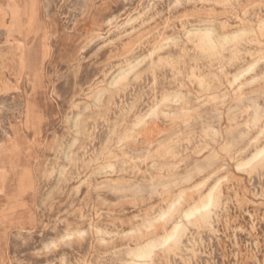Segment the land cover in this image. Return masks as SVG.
Listing matches in <instances>:
<instances>
[{"label":"rangeland","instance_id":"rangeland-1","mask_svg":"<svg viewBox=\"0 0 264 264\" xmlns=\"http://www.w3.org/2000/svg\"><path fill=\"white\" fill-rule=\"evenodd\" d=\"M0 157V264H264V0H0Z\"/></svg>","mask_w":264,"mask_h":264},{"label":"bare ground","instance_id":"bare-ground-1","mask_svg":"<svg viewBox=\"0 0 264 264\" xmlns=\"http://www.w3.org/2000/svg\"><path fill=\"white\" fill-rule=\"evenodd\" d=\"M257 19V18H256ZM204 31V30H203ZM213 32V31H212ZM230 36V35H229ZM232 36V35H231ZM194 66V65H193ZM201 66V65H200ZM147 79V78H146ZM149 84V83H148ZM183 105V104H182ZM113 115V114H112ZM13 137V136H12ZM192 139V138H191ZM198 143V142H197ZM96 155V154H95ZM1 158V157H0ZM21 163V160L20 158H14V159H11L9 164L11 165H15V164H19ZM106 174V173H105ZM61 179V178H60ZM233 185V184H232ZM263 187V186H262ZM262 194V193H261ZM214 199H213V192L210 194L209 196V202L213 203ZM207 204L206 206H204V209H209L211 204ZM212 210V209H211ZM158 211V210H157ZM212 212V211H211ZM197 213H200V210H197L196 213H192V214H187L186 215V218L187 219H190V217L196 215ZM229 218V217H228ZM256 225V224H255ZM217 226V225H215ZM23 227V226H22ZM251 228V227H250ZM204 235V234H203ZM170 239H164V240H161V241H157V242H154V243H151V244H148L144 249H142L141 251H138L134 254V256L138 259H150L152 257V254H153V251L155 248L157 247H162V246H165L168 244V241ZM200 243V242H199ZM216 243V242H215ZM207 245V244H206ZM250 245V244H249ZM184 249V248H183ZM216 255V254H215ZM137 260V259H136Z\"/></svg>","mask_w":264,"mask_h":264}]
</instances>
